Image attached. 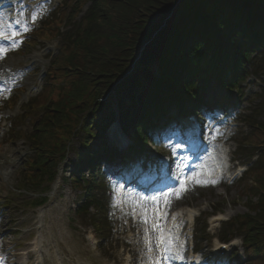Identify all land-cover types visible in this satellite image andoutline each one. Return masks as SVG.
Here are the masks:
<instances>
[{
  "label": "trees",
  "instance_id": "trees-1",
  "mask_svg": "<svg viewBox=\"0 0 264 264\" xmlns=\"http://www.w3.org/2000/svg\"><path fill=\"white\" fill-rule=\"evenodd\" d=\"M75 2L71 23L86 4L89 8L63 39L43 92L24 108L25 118L36 112L41 116L27 137L32 158L25 165V178L32 190L21 191L35 196L33 208L45 206L58 168L77 139L80 148L70 181L84 195L76 215L104 235L112 227V205L105 191L101 194L104 184L94 170L106 148L96 149L94 141L115 118L111 91L123 130L136 145L130 152L144 148L151 116L173 102L195 104L197 78L205 81L222 73L232 78L240 74L250 51L264 46V0ZM154 62L161 79L151 71ZM254 135L258 139L251 145L264 150V125ZM256 171L258 176L252 179L250 173L244 186L248 213L232 220L224 236L228 240L236 231L243 237L247 264H264V169ZM92 208L97 213L92 214Z\"/></svg>",
  "mask_w": 264,
  "mask_h": 264
},
{
  "label": "rangeland",
  "instance_id": "rangeland-1",
  "mask_svg": "<svg viewBox=\"0 0 264 264\" xmlns=\"http://www.w3.org/2000/svg\"><path fill=\"white\" fill-rule=\"evenodd\" d=\"M70 1L51 0L44 10V14L33 25H36L37 28L40 27L45 21V15L52 8H57L61 13H70ZM87 8L88 5H85L80 15ZM79 18L73 21L69 27H67L68 21L65 18L57 40L39 41L33 38L30 40L31 47L26 44L22 46L20 45L21 42H17V46L20 45L19 48L21 47L20 49L17 46L9 47L1 65L26 71L23 78L13 88H10L9 91L0 92V95L12 93L14 88L18 86L27 91L18 94L20 100L25 98L24 104L38 95L46 85V74L58 54L61 46L60 41L66 32L71 33L72 27L78 24ZM21 39L22 37H19L18 41ZM16 47L18 49L15 50ZM258 60L256 65L250 69L246 81L240 85L248 94L250 92L258 93L263 87L261 72L264 71V61ZM208 84L213 86L216 83L214 79H210ZM246 100L247 98L244 99L245 102L239 109V112L244 114L239 116L241 121L249 110ZM40 116L41 112H36L32 117L24 119L20 106L12 107L10 110L5 106L0 107V141H4L6 146L12 145L16 148V152L19 150L16 163L9 170L10 182L6 184L0 181V200H5L8 203L5 210L0 209V255L5 256L6 264H35L37 257L32 254V244L34 240H39L42 243L41 258L43 264H137L138 256L141 255L142 246H144L142 238H146V231L144 230H146V224L150 218L148 216L150 206L139 203L135 213L126 215L127 212H125L123 213L125 215L122 214L123 217L121 215L120 218L114 219V223L116 222L114 236L104 243L101 242L100 236L97 232L95 233L94 228L88 225V221H86L87 226H82L81 221L76 218L74 210L80 202L83 192L73 188L68 181L77 161L75 151L80 148L77 139L73 143V151L68 154L64 164L59 167L57 181L50 190V200L46 206L39 209L30 208L29 203L35 198L34 195L19 192L22 188L32 190L30 189L31 186L26 184L25 178V165L28 158L32 157L31 149L28 142L19 139L21 137L26 138L32 133ZM9 129H13L14 132L11 134ZM249 131V126L239 124L234 131L236 135L238 134L235 139L245 138ZM122 137L124 138L119 125L110 134L102 137L100 143L104 142L112 149L116 146L122 147V145L124 146ZM97 142L99 140L96 141V144H98ZM236 146L234 143L230 146L229 158L232 157ZM13 152L12 150V157L14 156ZM149 153H156L157 158H161V155L169 157L173 153V149L166 144L163 151H156L154 147H151ZM234 157L235 160H241L237 154ZM145 159L151 163L154 160L151 155H145ZM230 167L226 172L227 180L197 182L176 195L171 200L169 208L172 210L183 208L181 209L183 211H186L185 208L196 209L198 215L201 214L198 224H201L206 217L215 214V212L223 214L225 220L245 213L246 199L242 196L241 188L237 183L231 184L232 178L235 174H239L242 169L235 171L238 167L236 163ZM155 171L158 172L160 169L155 168ZM142 209H146L147 212L145 213ZM124 211L125 209L120 208L119 215ZM124 216H128V218L123 219ZM145 216L147 223L143 222ZM196 228L197 222L195 221L194 225L188 228L190 238L193 239L194 246L200 249L203 257L211 260L213 252L216 251V245L224 243L220 240L222 225L209 226L207 233L203 234L202 240L196 239ZM230 245L232 255L234 252H237L238 255L237 258L226 264H232V262L237 264L239 261H243L241 241L234 240ZM205 263L212 264L207 261Z\"/></svg>",
  "mask_w": 264,
  "mask_h": 264
},
{
  "label": "bare ground",
  "instance_id": "bare-ground-1",
  "mask_svg": "<svg viewBox=\"0 0 264 264\" xmlns=\"http://www.w3.org/2000/svg\"><path fill=\"white\" fill-rule=\"evenodd\" d=\"M49 1L50 0H0V24L4 26L5 33L7 35H10L12 31L20 33L18 26H26L37 20L38 16L42 13L45 7H47ZM26 15L28 16L27 21ZM33 17H35V19H33ZM23 74L24 70H12L9 66L2 68L0 70V91L12 86L23 76ZM12 150L14 151L13 157L11 155ZM15 152L16 148L12 147V145L6 146L4 141H0V181L5 182L6 184L11 180L9 170L14 167L19 150L18 152ZM187 217L189 220H192L193 214L190 212ZM183 218V214L176 215L171 219V223L177 225ZM215 220L218 221L221 220V218L218 217ZM159 225H161V222L157 226ZM164 235L170 241L169 252H164V255L170 258L173 248L171 241L172 236L174 235L171 234L170 228L164 229ZM180 257V251H177V262ZM38 260H40L39 257L37 258V261ZM169 262L170 261H167V263Z\"/></svg>",
  "mask_w": 264,
  "mask_h": 264
},
{
  "label": "snow or ice",
  "instance_id": "snow-or-ice-1",
  "mask_svg": "<svg viewBox=\"0 0 264 264\" xmlns=\"http://www.w3.org/2000/svg\"><path fill=\"white\" fill-rule=\"evenodd\" d=\"M33 19H35V17H33ZM25 31H27V27H25L24 29ZM18 35H20V33L18 32H15V31H12L10 35H7L4 31V26L2 24H0V39H3V40H10L11 41V46L12 47H15L17 46V42L15 40V37H17ZM9 50V47L8 46H5V45H0V59L4 58V56L7 54ZM153 199H156L155 197H153ZM139 206L138 204H134L133 205V213H135V208ZM142 211H144L145 213L147 212L146 209H142ZM144 223H147V218L145 216L144 218ZM158 227V226H157ZM161 231V236H160V246H162L163 248V252L167 253L169 252V246H170V241L165 237L164 233H163V230L160 229ZM151 250V248L149 249ZM2 259V258H0ZM163 259H168L167 256H164ZM180 259H183V257H180Z\"/></svg>",
  "mask_w": 264,
  "mask_h": 264
}]
</instances>
